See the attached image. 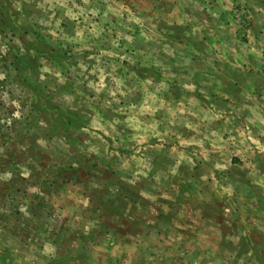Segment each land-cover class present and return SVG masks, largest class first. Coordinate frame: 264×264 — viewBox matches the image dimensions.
Here are the masks:
<instances>
[{"label": "rangeland", "instance_id": "1", "mask_svg": "<svg viewBox=\"0 0 264 264\" xmlns=\"http://www.w3.org/2000/svg\"><path fill=\"white\" fill-rule=\"evenodd\" d=\"M0 264H264V0H0Z\"/></svg>", "mask_w": 264, "mask_h": 264}]
</instances>
